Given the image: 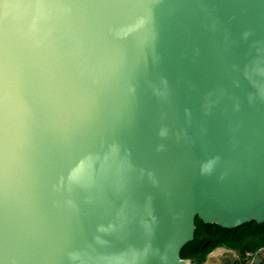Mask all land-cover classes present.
<instances>
[{
    "label": "water",
    "instance_id": "obj_1",
    "mask_svg": "<svg viewBox=\"0 0 264 264\" xmlns=\"http://www.w3.org/2000/svg\"><path fill=\"white\" fill-rule=\"evenodd\" d=\"M60 2L119 71L88 119L25 91L0 127V264H192L196 219L264 221V0Z\"/></svg>",
    "mask_w": 264,
    "mask_h": 264
},
{
    "label": "clouds",
    "instance_id": "obj_2",
    "mask_svg": "<svg viewBox=\"0 0 264 264\" xmlns=\"http://www.w3.org/2000/svg\"><path fill=\"white\" fill-rule=\"evenodd\" d=\"M92 18L87 7L73 13L60 0H0V127L22 117L25 91L54 118H90L100 85L119 71ZM17 161L30 187L24 157Z\"/></svg>",
    "mask_w": 264,
    "mask_h": 264
},
{
    "label": "trees",
    "instance_id": "obj_3",
    "mask_svg": "<svg viewBox=\"0 0 264 264\" xmlns=\"http://www.w3.org/2000/svg\"><path fill=\"white\" fill-rule=\"evenodd\" d=\"M194 239L181 250V258L192 264H202L207 255L218 247L234 250L241 259L236 264H245L250 256L258 254L264 247V221H250L236 228H222L216 224H205L196 219Z\"/></svg>",
    "mask_w": 264,
    "mask_h": 264
},
{
    "label": "crops",
    "instance_id": "obj_4",
    "mask_svg": "<svg viewBox=\"0 0 264 264\" xmlns=\"http://www.w3.org/2000/svg\"><path fill=\"white\" fill-rule=\"evenodd\" d=\"M264 264V250L259 253ZM254 258V256H250ZM241 259L240 255L234 250L218 247L211 251L202 264H236Z\"/></svg>",
    "mask_w": 264,
    "mask_h": 264
},
{
    "label": "built area",
    "instance_id": "obj_5",
    "mask_svg": "<svg viewBox=\"0 0 264 264\" xmlns=\"http://www.w3.org/2000/svg\"><path fill=\"white\" fill-rule=\"evenodd\" d=\"M262 250H264V247L262 248ZM246 256H247V257H250V255H249V254H247Z\"/></svg>",
    "mask_w": 264,
    "mask_h": 264
},
{
    "label": "rangeland",
    "instance_id": "obj_6",
    "mask_svg": "<svg viewBox=\"0 0 264 264\" xmlns=\"http://www.w3.org/2000/svg\"><path fill=\"white\" fill-rule=\"evenodd\" d=\"M188 260V259H187Z\"/></svg>",
    "mask_w": 264,
    "mask_h": 264
}]
</instances>
